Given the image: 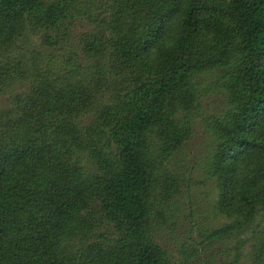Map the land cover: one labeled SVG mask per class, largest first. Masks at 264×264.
Masks as SVG:
<instances>
[{"label": "trees", "instance_id": "trees-1", "mask_svg": "<svg viewBox=\"0 0 264 264\" xmlns=\"http://www.w3.org/2000/svg\"><path fill=\"white\" fill-rule=\"evenodd\" d=\"M17 86L0 107V264H238L249 240L264 264V0H0V95ZM196 121L227 222L199 242L188 224L173 256Z\"/></svg>", "mask_w": 264, "mask_h": 264}, {"label": "rangeland", "instance_id": "rangeland-1", "mask_svg": "<svg viewBox=\"0 0 264 264\" xmlns=\"http://www.w3.org/2000/svg\"><path fill=\"white\" fill-rule=\"evenodd\" d=\"M23 90L24 88L22 86H17L12 91H10V93L8 92L0 95V107L7 106L11 97L13 95L21 94ZM222 108V104L217 96L205 99L203 101L204 113L207 116L218 113ZM208 146L209 137L206 133V130L199 121H196L195 125L193 126L192 139L187 143L186 149L184 151V158H182L183 166L184 164L186 166V176L188 177L187 185L189 186V188L187 189V191L188 194L191 195L190 198L193 199L194 202L190 206L187 197L184 196V198H182V204L184 208L183 212H185V215H188L187 217H189V219L186 217L180 222V226L182 227V229H179L177 232L178 238L176 244L178 245L175 246L174 243V239H176V235L174 236V231H169L174 228L172 224L174 219L170 222L168 230L165 232V235L163 237L166 247L170 249V252L173 256L176 250L175 247L181 246L185 242L184 238H188L187 235H185L184 238L182 237L183 231L188 227V224L193 226L195 240L196 242H199V240L196 238L199 229L208 227L213 228L215 226L217 227L221 223L227 222V220L213 213L212 204L215 200V187L211 180L207 179L203 181L204 179L202 178L201 171L198 169L199 164L205 165V161L208 157L207 154L211 151L210 147ZM171 211L173 212L174 208H172ZM252 244V240L246 242L245 246L241 250L242 257L238 264L250 263L249 255L251 253ZM200 249L201 248H199V250ZM205 252L206 250L199 252L200 259H197L195 261V264H202L203 257L206 255ZM228 253L232 256V249L229 250Z\"/></svg>", "mask_w": 264, "mask_h": 264}]
</instances>
